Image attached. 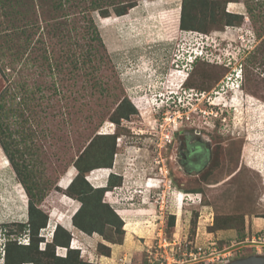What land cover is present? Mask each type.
<instances>
[{"label":"rangeland","instance_id":"rangeland-1","mask_svg":"<svg viewBox=\"0 0 264 264\" xmlns=\"http://www.w3.org/2000/svg\"><path fill=\"white\" fill-rule=\"evenodd\" d=\"M217 1L244 23L206 34L182 30V0H0V133L45 195L39 206L49 217L38 250L81 205L64 189L78 156L88 145V154L107 157L113 140L101 135L116 133L107 172L120 180L103 201L122 223L113 217L88 242L71 232L82 262L226 264L264 256V0ZM129 4L136 6L116 15ZM204 37L208 62L168 69L175 53L197 50ZM187 70L186 86L195 89L162 100ZM124 97L136 112L119 118L128 110L126 103L118 108ZM183 129L211 139L204 170L178 163ZM107 174L100 168L92 185L106 184ZM27 200L0 143V252L6 224L14 239L29 243L13 224L27 221ZM55 253L66 255L59 246ZM54 262L42 256L22 264Z\"/></svg>","mask_w":264,"mask_h":264},{"label":"trees","instance_id":"trees-1","mask_svg":"<svg viewBox=\"0 0 264 264\" xmlns=\"http://www.w3.org/2000/svg\"><path fill=\"white\" fill-rule=\"evenodd\" d=\"M229 2V1H228ZM262 4V3H259ZM130 5V4H129ZM218 1L216 3L213 0H182L181 3V12H180V21L179 27L182 30L196 31L199 33H205L214 25H240L244 23V17L236 12L226 11V8L223 4L220 7ZM136 4H132L126 7V9H119L116 11L117 16L127 14V11L130 7H134ZM200 6V8H198ZM199 11H198V10ZM248 13L251 18L254 16V6L250 3L247 4ZM198 12L201 18H198ZM108 16V15H104ZM255 20V19H254ZM201 22L200 30L196 29V23ZM264 44V42H263ZM212 52V50H209ZM1 54V50H0ZM216 55V54H215ZM212 56V55H211ZM222 57V56H221ZM207 58L200 59V61H206ZM0 66H2L0 64ZM189 90H194L195 87L187 86ZM204 88V86L202 87ZM126 103L128 110L118 111V117L130 115L131 113L136 112V104L127 100L125 97L122 98L119 102L118 108ZM3 107V106H1ZM118 117L114 118V121H119ZM117 123V122H116ZM1 132V131H0ZM101 137L111 138L113 140L111 144L107 147L109 153L106 155L101 152L100 154H88L89 149L88 145L80 153L77 160L74 163V166L77 168L78 172L75 177L71 180L70 184L65 189V193L71 198L79 201L81 205L78 207L77 211L72 216V224L78 230L86 233L93 234L95 232L104 235V226L107 223H111V219L114 217L118 222V225L121 226L122 221L120 217L114 212L113 208L107 203L104 202V193L112 189V187L117 186V181L120 174L111 173L106 186L94 187L91 182L88 180L87 174L90 170L94 169H105L112 168L113 157L116 152L115 140L116 133L107 134V136L101 135ZM0 143L4 149L6 155L12 163L14 171L19 178L20 184H22L26 194L28 196L27 208H28V219L26 222H17L13 223L17 226H20L24 230V234L29 233L30 241L28 244H24L21 240L18 241L12 237L11 232L7 231V226L9 224L3 225L1 232L4 234L5 242L1 243L5 245V258L4 264H22L34 261L35 259L46 258L54 259L53 264H94L89 262H82L80 257V251L78 249H71L69 247L71 241V232L67 230L62 225H57L54 231L52 242L47 243V247L44 250H38V234L39 230L47 226L48 223V214L44 213L39 206L43 203L45 195L43 194L42 187H39L33 183L34 170L29 168L28 164L20 162L15 158L16 153L11 147V143L7 139H3L0 133ZM24 153V152H23ZM24 154H19L22 156ZM103 158V160H102ZM120 180V179H119ZM121 182V181H120ZM60 189V188H58ZM173 223L175 219L174 215L170 217ZM229 221L231 223L230 217ZM229 225V224H228ZM228 228H231L230 226ZM4 231V232H3ZM18 241V242H17ZM53 243V244H52ZM51 244V245H50ZM53 245V246H52ZM67 247L66 256H59L55 253V247Z\"/></svg>","mask_w":264,"mask_h":264},{"label":"flooded vegetation","instance_id":"flooded-vegetation-1","mask_svg":"<svg viewBox=\"0 0 264 264\" xmlns=\"http://www.w3.org/2000/svg\"><path fill=\"white\" fill-rule=\"evenodd\" d=\"M170 68H174V65L171 64L168 69ZM190 74L191 72L188 71V77ZM179 133L182 137L179 142V146H181V148L177 152L178 158L180 159L178 163L182 166V168L185 166L184 170H204L210 163L209 159L212 157L209 151L211 139L204 138L201 135L203 133L201 131H196L195 133L193 131L183 129L180 130ZM201 139L202 143H195V141H201Z\"/></svg>","mask_w":264,"mask_h":264},{"label":"clouds","instance_id":"clouds-1","mask_svg":"<svg viewBox=\"0 0 264 264\" xmlns=\"http://www.w3.org/2000/svg\"><path fill=\"white\" fill-rule=\"evenodd\" d=\"M193 32V31H192ZM198 34H202V33H199ZM210 46V44L208 43V40L205 41V37L204 38H201V41H199V46L197 48V50H192V52H189V50H186V54H183L182 56L179 55V54H176L175 53V56L174 58H176L177 60L174 61L173 65H174V68L175 69H183V67H185V70H186V67H187V64L190 65V67H192L193 65H195V63L200 60V59H203L206 54L208 53V47ZM178 56V57H177ZM182 65V66H181ZM241 73V72H240ZM238 73L237 76H235V80H236V83H238L239 81V84H237L236 86H241V82H242V75ZM187 74L185 77V79L181 82V84L179 85V87L176 89V92H168L166 93L162 100L168 102V101H171L172 99L176 100V98L178 97V95L180 94V96H183L185 93H187L188 91H190L188 89V87L186 86V82L188 81V70L186 71ZM224 80V83H226V79H223ZM179 93V94H178ZM167 97V98H166ZM111 173H115V172H111ZM110 173V174H111ZM90 174V173H89ZM88 177V176H87ZM89 180V179H88ZM71 182V181H70ZM70 184V183H69ZM92 184V183H91ZM102 187V186H101ZM5 242V240H4ZM25 244V243H24ZM28 244V243H27ZM1 246H4L3 248V251L0 252V264H4V260L3 262H1L2 260V257L5 258V255H3V253L5 252V245H2ZM69 247L71 249H78V250H81L80 248L78 247H75L71 244L70 242V245ZM2 248V247H1ZM62 248L65 253L67 254V250L68 248L67 247H60ZM59 256H66V255H61L58 253Z\"/></svg>","mask_w":264,"mask_h":264},{"label":"crops","instance_id":"crops-1","mask_svg":"<svg viewBox=\"0 0 264 264\" xmlns=\"http://www.w3.org/2000/svg\"><path fill=\"white\" fill-rule=\"evenodd\" d=\"M109 170V168H105V169H101V172H104L105 174L106 173H108L107 175H108V177H109V175H110V173L111 172H107V170ZM110 170H112V169H110ZM98 171H100V169L99 170H95V171H92L90 174H89V177H88V179H89V181L92 183V180L91 179H95L94 177H95V174L97 173ZM106 171V172H105ZM94 176V177H93ZM93 184V183H92ZM107 185V182H106V184H104V185H102V186H106ZM98 187H101V186H98ZM78 209V208H77ZM77 209H76V211H77ZM75 211V212H76ZM75 212H73V214L75 213ZM69 217V216H68ZM259 219H261V218H259ZM68 220H69V218H68ZM65 228L67 229V230H69L70 232H73V234H75L78 238H79V240H81L82 242H85V241H87L88 242V239L90 240V239H92V236L93 235H88V234H86V233H84V232H82V231H80V230H78L77 228H75L74 226H73V224L71 223L70 224V221L68 222V221H66L65 222ZM75 244V243H74ZM74 246V245H73ZM75 248V247H74ZM120 249V248H119ZM118 251V253H120L121 251L120 250H117ZM113 255H115V253H114V251H113ZM105 257V256H104ZM108 258H110V257H108ZM107 258V259H108ZM111 259V258H110Z\"/></svg>","mask_w":264,"mask_h":264},{"label":"water","instance_id":"water-1","mask_svg":"<svg viewBox=\"0 0 264 264\" xmlns=\"http://www.w3.org/2000/svg\"><path fill=\"white\" fill-rule=\"evenodd\" d=\"M252 243H255V242H252ZM226 264H264V256L252 255L246 258L233 260L232 262H229Z\"/></svg>","mask_w":264,"mask_h":264},{"label":"bare ground","instance_id":"bare-ground-1","mask_svg":"<svg viewBox=\"0 0 264 264\" xmlns=\"http://www.w3.org/2000/svg\"><path fill=\"white\" fill-rule=\"evenodd\" d=\"M180 74H181V73H180ZM178 76H180V77H181V76H183V75H178ZM183 78H184V76H183ZM179 79H180V78H179ZM106 170H107V169H106Z\"/></svg>","mask_w":264,"mask_h":264},{"label":"built area","instance_id":"built-area-1","mask_svg":"<svg viewBox=\"0 0 264 264\" xmlns=\"http://www.w3.org/2000/svg\"><path fill=\"white\" fill-rule=\"evenodd\" d=\"M178 57V56H177ZM187 118H189L188 116H186Z\"/></svg>","mask_w":264,"mask_h":264}]
</instances>
